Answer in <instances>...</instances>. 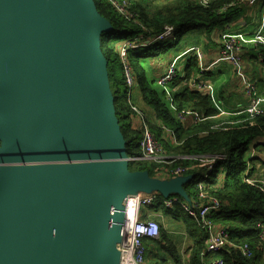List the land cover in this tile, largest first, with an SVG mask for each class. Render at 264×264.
<instances>
[{
  "label": "water",
  "instance_id": "95a60500",
  "mask_svg": "<svg viewBox=\"0 0 264 264\" xmlns=\"http://www.w3.org/2000/svg\"><path fill=\"white\" fill-rule=\"evenodd\" d=\"M94 0H0V264H116L129 172Z\"/></svg>",
  "mask_w": 264,
  "mask_h": 264
},
{
  "label": "trees",
  "instance_id": "16d2710c",
  "mask_svg": "<svg viewBox=\"0 0 264 264\" xmlns=\"http://www.w3.org/2000/svg\"><path fill=\"white\" fill-rule=\"evenodd\" d=\"M125 2L132 14V19L127 20L121 17L113 9L108 0H94L96 12L100 18L104 19L111 27L109 33L100 35V52L105 59V73L109 81V91L114 100V112L118 119L120 132L125 141L126 155L129 159L140 157L141 151L138 148L137 132L130 130V111L125 94H119L125 88L124 75L117 56L119 41L129 38H141L147 40L163 31L168 24L175 29L176 41H180L188 31L201 30L211 34L215 30L222 29L227 23H231L240 18L243 6L240 8L230 7L223 12L224 5L239 2L241 0H211L202 6L199 0H117ZM126 42V41H125ZM122 43V42H121ZM158 43L148 46V48L130 49L127 53L132 72L136 81L142 87L144 101L156 102L154 108H161L162 105L157 99V94L145 86L140 80L141 64L145 60L157 58L161 53L157 52ZM261 47V46H259ZM259 52L264 55V47L259 48ZM119 65L120 76L116 75L114 64ZM195 60L187 62L185 73L187 79L195 71ZM186 79V80H187ZM177 80V79H176ZM181 109L184 105L190 104V108L203 114L205 118H211L217 111L212 108L210 99L195 92H188L181 101H178ZM158 117L165 123L167 129L175 132L178 145L173 147L165 145L169 154L183 157H190L189 160H177L165 167L156 165L153 162L134 160L128 162L129 172H147L150 179L158 170L182 166L187 168L184 179L190 177L185 184L184 190L189 199L195 194V184L206 172V167L200 165L197 157L225 156L226 161L216 159L215 172L210 175L206 186L210 189L222 203L223 208L215 218L230 229L232 238L238 243H249L253 248V256L249 260L241 258L233 251L225 254L226 264H264V246H261L258 238L260 225H264V193L256 187L251 186L242 179V173L246 171L248 162L245 161L246 152L249 146L260 139H264V116L252 120H245L241 125L234 127L227 126L216 128L210 121H205L197 126L188 127L184 130L175 120L168 115L167 111L158 114ZM158 134V132H156ZM184 175V174H183ZM221 179L219 186H214ZM175 177V176H173ZM208 189V190H209ZM162 199L161 197H159ZM179 199L181 197L179 196ZM158 204H161L160 202ZM171 217L181 220L187 228H190V236L194 240V248L191 251L189 263L199 264L198 254L205 248V235L199 231L197 225L185 215L181 207L173 204L171 209L166 211ZM191 223V224H189ZM202 234L200 237L199 232ZM164 233L160 228V237Z\"/></svg>",
  "mask_w": 264,
  "mask_h": 264
},
{
  "label": "crops",
  "instance_id": "0c3cea01",
  "mask_svg": "<svg viewBox=\"0 0 264 264\" xmlns=\"http://www.w3.org/2000/svg\"><path fill=\"white\" fill-rule=\"evenodd\" d=\"M241 15L242 16L237 20L224 25L222 29L215 30L211 34L201 30L188 31L180 41H167L173 44L172 49H165L162 46H158L157 52L161 53V56L142 62L139 72L140 80L146 84L145 86L157 94V99L162 105L161 108H154L156 102L148 103L144 101L142 87L138 83V79L136 81L134 74V85L131 90L132 94L130 100L145 115L149 127L156 135L163 149V144L171 145L172 147L175 144L178 145L173 130V134H167L160 129L161 127L166 128L165 123L158 117V114L164 111H167L168 115H170V117H172L184 130H187L188 127L191 126L200 125L208 119V121L213 124V127L216 128L227 126L234 127L236 125H241L248 119L244 111L250 104L249 98L242 89L241 83L231 66L225 61H218V48L223 38L226 36L234 37L239 43L243 70L250 81L255 84L257 98L263 101L261 107L264 108V71L261 70L258 64V57L260 56L259 48L264 46L259 47L254 43V37L257 33L264 36V0H253L251 5L243 7ZM129 40H136V38ZM158 44L162 45L163 43ZM170 44L169 46H172ZM194 49H198L201 52L202 58H198ZM169 50L173 52L169 53ZM192 58H194L196 62L195 71H193V74L187 79L185 68L187 62ZM173 60H175L177 65L176 73H178V76L177 80L169 86V89L175 98V107L177 110H191L198 113L202 120L201 122L193 123L194 118L189 116L184 124H182L178 120V112L170 109L164 94L157 85L158 79L165 75L168 64ZM193 81L200 83L201 86H205L206 92H200L193 88L191 86ZM125 91L126 87L124 88V94ZM189 91L198 93L203 97L207 96L211 101L212 108L217 111L216 115L206 119L203 114L190 108V104L184 105L186 108L181 109L178 101H181ZM129 125H131L130 122ZM130 130L137 132L139 135L138 131L132 130V128H130ZM156 132H158V134ZM164 150L169 157L188 158L172 155L169 154L166 149ZM247 155V166L249 167L248 178L251 181L259 182L264 178V139L252 143ZM160 171L162 170H158L157 173L154 174V178L160 181L159 176L161 175L163 180L167 179L163 172ZM223 177L224 176L220 177V179H223ZM183 186L184 185L181 187L185 192ZM185 194L187 198H181L180 200L189 202L190 199L186 192ZM171 197L168 196L167 198ZM152 209L153 211L151 213L150 211ZM167 210L168 209H165L162 204L158 203L149 208V211L146 210L145 215L151 216V219L158 222V225H160L164 233V237L144 240V245L146 247L145 264H190V254L195 244L189 233L191 227L187 228V225L181 220L171 217L166 213ZM215 221L217 224H221L217 218H215ZM192 223L194 224L193 221ZM200 232V237H202ZM205 239L203 242L204 246L206 245Z\"/></svg>",
  "mask_w": 264,
  "mask_h": 264
},
{
  "label": "built area",
  "instance_id": "2783aa9c",
  "mask_svg": "<svg viewBox=\"0 0 264 264\" xmlns=\"http://www.w3.org/2000/svg\"><path fill=\"white\" fill-rule=\"evenodd\" d=\"M113 9L118 15L132 19V14L128 9V5L125 2H119L117 0H108ZM202 6H206L211 0H199ZM253 0H241L239 2L224 5L221 8V12L230 7H246L251 5ZM229 24V23H227ZM175 29L172 25H166L163 31L147 40L136 38V40H129L122 42L118 45L117 56L122 68V74L125 79L126 87V100L130 113V128L139 132L138 146L141 150L140 157H133L129 161L143 160L147 162H153L156 165L170 166L171 163L177 160H189V158H172L166 155L165 150L158 141L156 135L151 130L147 123L145 115L131 102V90L134 85V74L132 67L129 64L127 53L130 49L147 48L155 43H166L167 41H176ZM254 43L258 46H264V36L257 33L254 37ZM198 58H202V54L198 49H194ZM218 61L227 62L235 75L239 79L242 89L245 91L247 97L250 100V104L245 108L244 114L248 116L249 120H252L250 125L254 124V119L264 116V108L261 107L262 100L257 98L255 84L250 81L245 71L243 70V64L241 60L240 45L234 37L226 36L220 43L218 48ZM258 64L261 70L264 71V55L260 52L258 57ZM175 60L168 64L165 75L160 77L157 81L158 87L164 94L165 99L172 111L178 112V120L184 124L185 120L192 116L194 118L193 123L201 122V118L198 113L191 110H177L174 104L173 93L170 92V85L177 79L178 73ZM199 78V77H198ZM191 86L197 91L206 92L205 86H201L200 83L193 81ZM161 131L167 134H173L172 130L161 127ZM198 161L202 160V165L206 167V172L195 184V194L189 202H184L176 197L162 198L161 195L152 191L151 193L136 191L132 194H128L123 200V216L121 221V230L119 241L117 242V263L116 264H144L146 256V247L144 240L158 239L160 237V225L154 219L145 215L146 210L157 203H161L165 209H171L173 204H177L181 207L185 215L197 225L198 229L205 234V248L198 254L199 264H226L225 254L226 252L233 251L241 258L249 260L253 256V248L249 243H238L231 235L229 228L222 224H217L215 216L221 212L224 205L221 201L211 193L206 183L211 174L215 172L216 159L226 161L225 156H209L198 157ZM188 171L187 168L182 166H176L167 170H162L166 177H173L177 175L185 174ZM249 167L242 174L243 181L251 186L256 187L260 192L264 193V178L259 182L251 181L248 178ZM220 177L217 184L219 186ZM209 189V190H208ZM161 197L162 199H160ZM133 210V213L129 214V211ZM143 216V217H142ZM260 232L258 234L259 242L261 246H264V225H260ZM214 254H223L222 257H216Z\"/></svg>",
  "mask_w": 264,
  "mask_h": 264
},
{
  "label": "rangeland",
  "instance_id": "374dc122",
  "mask_svg": "<svg viewBox=\"0 0 264 264\" xmlns=\"http://www.w3.org/2000/svg\"><path fill=\"white\" fill-rule=\"evenodd\" d=\"M129 39H131V38H129ZM129 39H127V40H129ZM127 40H121V41H119L118 43H121V42H125V41H127ZM169 44L170 43H168V42H166L165 44L163 43L162 45L161 44H159L158 46H162V47H164L165 49H172L173 48V44H170V45H172V46H169ZM171 52H173V51H171V50H169V53H171ZM223 62V61H222ZM114 68H115V73H116V75H118V76H120V69H119V65L118 64H114ZM121 74H122V72H121ZM123 89H121L120 91H119V94H122V95H124L123 94ZM250 147V146H249ZM249 150H250V148H249ZM249 150L246 152V155H245V161H247V158H248V152H249ZM198 158V157H197ZM199 163H200V165H202V160H200V161H198ZM160 172H162V171H160ZM243 174V173H242ZM160 177V180L161 181H163V182H170L173 178H182V179H184V177H185V174L183 175H177V176H175V177H171V178H169V177H166L167 179H165V180H163V177L160 175L159 176ZM169 180V181H168ZM176 197V198H179V194L177 193V192H171V193H169V197ZM143 210H148L149 211V209H146V208H143ZM152 211H153V209L150 211L151 213H152ZM149 218L151 217V216H148ZM226 227V226H225ZM216 257H222L223 256V254H214ZM145 264V263H144Z\"/></svg>",
  "mask_w": 264,
  "mask_h": 264
},
{
  "label": "bare ground",
  "instance_id": "6f19581e",
  "mask_svg": "<svg viewBox=\"0 0 264 264\" xmlns=\"http://www.w3.org/2000/svg\"><path fill=\"white\" fill-rule=\"evenodd\" d=\"M130 213H133V210L130 209L129 214H130Z\"/></svg>",
  "mask_w": 264,
  "mask_h": 264
}]
</instances>
